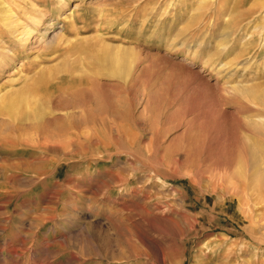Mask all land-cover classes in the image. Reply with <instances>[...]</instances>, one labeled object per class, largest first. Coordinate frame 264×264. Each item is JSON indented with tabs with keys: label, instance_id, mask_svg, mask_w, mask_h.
I'll return each instance as SVG.
<instances>
[{
	"label": "rangeland",
	"instance_id": "374dc122",
	"mask_svg": "<svg viewBox=\"0 0 264 264\" xmlns=\"http://www.w3.org/2000/svg\"><path fill=\"white\" fill-rule=\"evenodd\" d=\"M1 17L0 264H264V0Z\"/></svg>",
	"mask_w": 264,
	"mask_h": 264
},
{
	"label": "bare ground",
	"instance_id": "6f19581e",
	"mask_svg": "<svg viewBox=\"0 0 264 264\" xmlns=\"http://www.w3.org/2000/svg\"><path fill=\"white\" fill-rule=\"evenodd\" d=\"M8 10V9H6ZM9 11V10H8ZM7 12V11H6ZM33 14V13H32ZM31 15V14H30ZM29 15V16H30ZM11 16V15H10ZM9 20H11V18H8ZM13 19V18H12ZM1 21H5L7 20V17H1L0 19ZM37 22H39L40 20L36 19ZM23 23L20 24L19 22L16 21H10V23L5 24L6 27L9 26V28L12 30L11 33L13 34V36L19 40L20 42H22L23 44L26 43V41L29 39V36L31 34V31L28 30L26 28V26H23ZM2 26V25H1ZM9 31V30H8ZM113 57V56H112ZM116 72V71H115ZM9 97V95H7V98ZM14 100V99H13ZM21 102L24 103V105H26V99L25 98H18V100H14V101H7L5 103H3V105L0 106V115H4V116H8L9 120H11V122H15V114H16V108L18 105L21 104ZM67 111V110H66ZM34 112V111H33ZM70 112V111H69ZM72 114H67L68 118H72L71 117ZM28 117V114L26 115V118ZM24 119V118H23ZM19 124L22 122H18ZM75 128V127H73ZM77 129V128H76ZM264 163V162H263ZM255 169V168H254ZM262 180H264L262 178Z\"/></svg>",
	"mask_w": 264,
	"mask_h": 264
}]
</instances>
